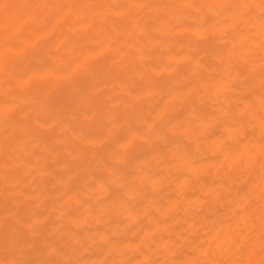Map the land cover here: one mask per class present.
Returning a JSON list of instances; mask_svg holds the SVG:
<instances>
[{"label": "bare ground", "instance_id": "1", "mask_svg": "<svg viewBox=\"0 0 264 264\" xmlns=\"http://www.w3.org/2000/svg\"><path fill=\"white\" fill-rule=\"evenodd\" d=\"M0 264H264V0H0Z\"/></svg>", "mask_w": 264, "mask_h": 264}]
</instances>
